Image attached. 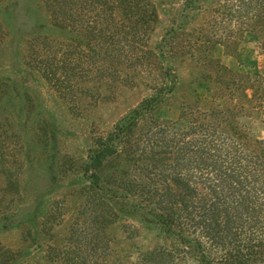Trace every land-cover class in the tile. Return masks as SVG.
Listing matches in <instances>:
<instances>
[{
    "label": "trees",
    "instance_id": "obj_1",
    "mask_svg": "<svg viewBox=\"0 0 264 264\" xmlns=\"http://www.w3.org/2000/svg\"><path fill=\"white\" fill-rule=\"evenodd\" d=\"M89 2L100 8L84 41L94 49L89 62L97 76L115 80L142 70L157 84L155 95L95 140L85 169L92 189L85 196L87 219L75 223L62 249L48 247L46 261L264 264V140L247 123L264 99V0H184L189 11L209 9V21L192 34L173 25L155 52L146 48L157 13L146 0ZM248 35L260 40L255 76L235 73L215 57L218 50L238 56ZM182 56L215 76L205 96L195 92L176 120H164L159 111L172 103L178 84L172 63ZM108 166L111 174L99 175ZM135 214L156 229L160 244L130 263L114 253L107 230ZM19 262L15 251L0 247V264Z\"/></svg>",
    "mask_w": 264,
    "mask_h": 264
},
{
    "label": "rangeland",
    "instance_id": "obj_2",
    "mask_svg": "<svg viewBox=\"0 0 264 264\" xmlns=\"http://www.w3.org/2000/svg\"><path fill=\"white\" fill-rule=\"evenodd\" d=\"M146 1L157 13L146 48L153 52L168 28L192 34L211 17L209 9L187 10L184 0ZM97 13L99 6L89 0H0V247L15 251L20 264H49L48 247L62 249L75 223L87 219L85 196L92 189L85 169L95 140L155 95L157 77L142 70L115 80L97 76L89 62L94 49L84 46ZM120 22L117 16L115 24ZM259 42L248 35L238 56L218 50L215 57L235 73L255 76ZM172 65L178 84L172 103L159 111L164 120H176L181 103L194 101L195 92L205 96L206 82L215 76L189 56ZM250 116L247 123L264 140V99ZM111 171L108 166L99 175ZM107 232L114 253L130 263L160 244L156 229L136 214Z\"/></svg>",
    "mask_w": 264,
    "mask_h": 264
},
{
    "label": "crops",
    "instance_id": "obj_3",
    "mask_svg": "<svg viewBox=\"0 0 264 264\" xmlns=\"http://www.w3.org/2000/svg\"><path fill=\"white\" fill-rule=\"evenodd\" d=\"M237 68H242V64L239 63V64L237 65ZM237 68H236V69H237Z\"/></svg>",
    "mask_w": 264,
    "mask_h": 264
}]
</instances>
